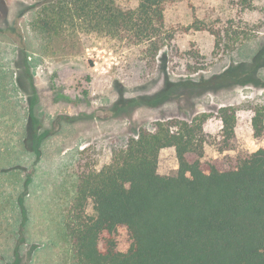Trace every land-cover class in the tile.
Wrapping results in <instances>:
<instances>
[{"label": "rangeland", "instance_id": "1", "mask_svg": "<svg viewBox=\"0 0 264 264\" xmlns=\"http://www.w3.org/2000/svg\"><path fill=\"white\" fill-rule=\"evenodd\" d=\"M138 0H117L134 6ZM181 0L165 12L174 32L171 44L145 60L139 47L103 35L46 36L34 29L30 0H0V262L70 264L59 235L75 194L77 162L97 167L115 149L156 120L191 121L214 114L204 124L205 155L218 151L219 107H238L237 156L264 145L254 134L256 107L264 108V0ZM239 29L257 25L254 38L215 55V37L195 22ZM258 29V28H257ZM200 52L205 65H191L184 52ZM197 70V71H196ZM176 149L160 153L159 172L175 174ZM119 250L132 242L129 231L115 233Z\"/></svg>", "mask_w": 264, "mask_h": 264}, {"label": "trees", "instance_id": "2", "mask_svg": "<svg viewBox=\"0 0 264 264\" xmlns=\"http://www.w3.org/2000/svg\"><path fill=\"white\" fill-rule=\"evenodd\" d=\"M34 29L46 36L67 33L103 35L139 47L145 60L169 46L174 32L166 25L167 8L181 0H30ZM245 6L249 0H240ZM215 37L214 54L234 50L254 38L259 27L239 29L232 20L194 23ZM258 28V29H257ZM189 66L205 65L200 52L182 54ZM197 71V70H196ZM238 107L224 105L218 151L205 155L204 124L214 114L191 121L156 120L100 167L78 157L75 194L65 210L59 235L62 256L70 264H264V145L237 156ZM254 134L264 136V108L256 107ZM176 149L175 174L159 172L160 153ZM125 227L132 242L118 249L115 233Z\"/></svg>", "mask_w": 264, "mask_h": 264}, {"label": "crops", "instance_id": "3", "mask_svg": "<svg viewBox=\"0 0 264 264\" xmlns=\"http://www.w3.org/2000/svg\"><path fill=\"white\" fill-rule=\"evenodd\" d=\"M0 264H2V263L0 262Z\"/></svg>", "mask_w": 264, "mask_h": 264}]
</instances>
